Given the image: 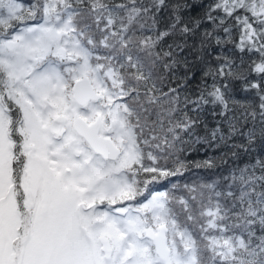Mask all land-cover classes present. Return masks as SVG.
Listing matches in <instances>:
<instances>
[{"label": "snow or ice", "instance_id": "6c2138e0", "mask_svg": "<svg viewBox=\"0 0 264 264\" xmlns=\"http://www.w3.org/2000/svg\"><path fill=\"white\" fill-rule=\"evenodd\" d=\"M0 264H264V0H0Z\"/></svg>", "mask_w": 264, "mask_h": 264}]
</instances>
